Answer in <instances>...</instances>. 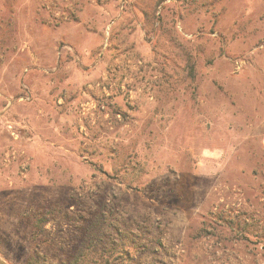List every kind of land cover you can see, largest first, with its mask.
Here are the masks:
<instances>
[{"label":"rangeland","instance_id":"rangeland-1","mask_svg":"<svg viewBox=\"0 0 264 264\" xmlns=\"http://www.w3.org/2000/svg\"><path fill=\"white\" fill-rule=\"evenodd\" d=\"M89 246L264 264V0H0V258Z\"/></svg>","mask_w":264,"mask_h":264},{"label":"trees","instance_id":"trees-1","mask_svg":"<svg viewBox=\"0 0 264 264\" xmlns=\"http://www.w3.org/2000/svg\"><path fill=\"white\" fill-rule=\"evenodd\" d=\"M46 223L45 219H39L36 222L37 227H41L43 229L44 224ZM101 241V240H100ZM94 247V246H93ZM109 251H116L114 248H109ZM105 252L103 249H100V251L93 249L89 246V248L83 249L76 255L70 256L67 261L60 262V263H53V264H85L90 261L97 262L98 259L102 260L105 257ZM125 260L133 261L132 255L127 251V253H124V256H122ZM106 262H108V259H105ZM34 264H46L45 262L41 261L38 258H34Z\"/></svg>","mask_w":264,"mask_h":264},{"label":"water","instance_id":"water-1","mask_svg":"<svg viewBox=\"0 0 264 264\" xmlns=\"http://www.w3.org/2000/svg\"><path fill=\"white\" fill-rule=\"evenodd\" d=\"M0 264H9V263L3 260L2 258H0Z\"/></svg>","mask_w":264,"mask_h":264}]
</instances>
